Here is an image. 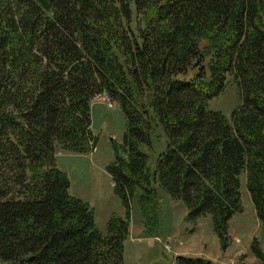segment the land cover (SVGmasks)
<instances>
[{
    "label": "trees",
    "instance_id": "trees-1",
    "mask_svg": "<svg viewBox=\"0 0 264 264\" xmlns=\"http://www.w3.org/2000/svg\"><path fill=\"white\" fill-rule=\"evenodd\" d=\"M229 76L226 116L208 104ZM103 93L125 120L107 170L151 232L164 191L226 247L245 177L264 238V0H0V264H123L129 210L102 233L55 156L94 150Z\"/></svg>",
    "mask_w": 264,
    "mask_h": 264
},
{
    "label": "rangeland",
    "instance_id": "rangeland-1",
    "mask_svg": "<svg viewBox=\"0 0 264 264\" xmlns=\"http://www.w3.org/2000/svg\"><path fill=\"white\" fill-rule=\"evenodd\" d=\"M99 95L102 99H95L91 105V129L97 136L96 147L82 154L56 152V164L69 177L70 194L92 207L95 225L102 233H106L111 216L126 217L129 210L130 234L124 241L123 264H169L179 253L202 255L212 264H236L238 261L264 264L250 248L251 243L258 240V246L264 251V238L245 177L241 186L244 211L231 218L230 244L226 247H222L213 230L211 214L185 220L187 208L164 191L160 194V221L156 230L151 232L145 226L137 201L130 200L129 207L124 204L107 170L114 160L113 144L121 141L125 130V120L117 103L111 98L106 100L105 93ZM240 103V89L234 77L229 76L225 89L210 100L208 108L229 116Z\"/></svg>",
    "mask_w": 264,
    "mask_h": 264
},
{
    "label": "built area",
    "instance_id": "built-area-1",
    "mask_svg": "<svg viewBox=\"0 0 264 264\" xmlns=\"http://www.w3.org/2000/svg\"><path fill=\"white\" fill-rule=\"evenodd\" d=\"M102 99V96H100V95H98L97 97H96V100H101ZM109 96H107V99L106 100H108L109 101ZM110 104V103H109Z\"/></svg>",
    "mask_w": 264,
    "mask_h": 264
},
{
    "label": "crops",
    "instance_id": "crops-1",
    "mask_svg": "<svg viewBox=\"0 0 264 264\" xmlns=\"http://www.w3.org/2000/svg\"><path fill=\"white\" fill-rule=\"evenodd\" d=\"M95 105V104H94ZM98 105V104H97Z\"/></svg>",
    "mask_w": 264,
    "mask_h": 264
}]
</instances>
